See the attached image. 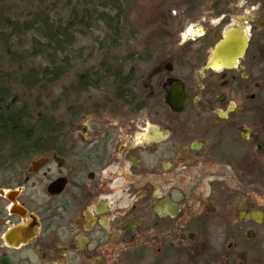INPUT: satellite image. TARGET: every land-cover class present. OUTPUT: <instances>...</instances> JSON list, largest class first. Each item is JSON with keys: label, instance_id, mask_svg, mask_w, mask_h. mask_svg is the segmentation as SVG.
Returning a JSON list of instances; mask_svg holds the SVG:
<instances>
[{"label": "flooded vegetation", "instance_id": "1", "mask_svg": "<svg viewBox=\"0 0 264 264\" xmlns=\"http://www.w3.org/2000/svg\"><path fill=\"white\" fill-rule=\"evenodd\" d=\"M168 5L164 34L127 35L123 90L36 114L24 154L0 144V264H264V0ZM242 29L237 64L207 65Z\"/></svg>", "mask_w": 264, "mask_h": 264}, {"label": "trees", "instance_id": "2", "mask_svg": "<svg viewBox=\"0 0 264 264\" xmlns=\"http://www.w3.org/2000/svg\"><path fill=\"white\" fill-rule=\"evenodd\" d=\"M27 1L29 2V0H0V144L12 145L11 150L18 154L26 153L33 143H37L41 137L40 130L46 128L42 118L36 116L37 112L30 102L33 101V97L49 95L56 83L68 78L70 65L66 59L58 62L57 55L59 52H64L67 45L72 44L71 29L76 24L87 26L86 20L91 15L90 10L97 7L99 0H82L85 3L83 9L76 11V8H73L67 22L55 23L54 26L50 24L46 10H42L39 6L29 10L27 16L20 19L24 11H20L17 3ZM102 1H107L105 5L116 9V14H111L112 10L101 12L108 30L115 34V37L108 39L111 46L121 41L120 33L125 29L128 32L138 27L144 28L149 24L154 31L146 30L147 33L164 34L172 20L168 4L173 0L144 1L150 3L149 7L137 5L136 0ZM125 7H133L137 14L130 23L124 21ZM32 30L41 31L40 37L43 43L38 45L37 39L33 38L31 53L47 55L45 56L48 59L47 63L43 66L30 64L21 53L20 45L15 48L11 44L12 37L21 44L26 33ZM107 55L103 52L96 69L80 70L72 78L73 84L65 87L60 97L81 96L89 87L92 89L104 84L108 91H113L117 87L123 90V72L113 68L121 64L109 60ZM110 74L113 75L112 79L107 78ZM65 104L68 105L70 102Z\"/></svg>", "mask_w": 264, "mask_h": 264}, {"label": "rangeland", "instance_id": "3", "mask_svg": "<svg viewBox=\"0 0 264 264\" xmlns=\"http://www.w3.org/2000/svg\"><path fill=\"white\" fill-rule=\"evenodd\" d=\"M144 1L147 0H136L135 2L137 5L149 7L150 3H145ZM39 2H42V4H39ZM17 4H19L18 8L20 11H24L20 16V19H24L23 17L27 16L29 10L39 6L42 10H46L45 12L49 15L50 24L53 26L55 23L63 24L64 22H67L73 8H76L77 11L83 9L85 6V3H83L82 0H29V2L27 1L25 3ZM105 4H107V1H97V7L93 10H90L91 15L86 20L87 26L76 24L71 29L72 44L67 45L64 52H59L56 59L58 62H60L61 59L67 60L68 64L70 65L68 78L64 80L62 79L60 82L56 83L49 94L50 96L44 94L41 97H33V101L30 102V104L32 108L36 110L37 114L57 113L59 111V107L61 106L59 102L62 99L60 96L63 89L73 84L72 78L75 77L80 70L84 68L96 69V66H98V63H100L102 59L101 56L103 52L108 54L107 57L109 56V60L111 61L120 62L121 65L128 64L125 55V45L128 44L127 35L131 34L132 36L130 38L137 41L139 38L143 37L147 31H144V29L141 30L139 28H135L127 32L125 29L124 32L120 33L121 41L116 43L114 46L109 45V37H115V34H113V31L108 30V27L105 25L102 19L103 15L101 12L112 10L111 14H116V9ZM135 14V9H133V7H125L123 14L125 17L124 21L126 23H130V21H133L135 18ZM167 30L168 28H166V31ZM40 34V30L28 31L21 44H19V42L13 37L11 39V44H13L15 48L20 45V51L22 54H24L26 60H28L30 64L37 67L43 66L48 60L47 57H45L47 55L44 53H37L36 55L31 53L33 38L37 39L38 45L43 43V41H41L42 39ZM256 35L259 38L261 36L264 37V29L258 30ZM105 39L106 41H104ZM113 47L117 48L112 49ZM257 64L258 79L262 82L264 87V57L257 58ZM263 87L261 90H258L257 94H259L264 99ZM93 91L94 90L89 87V89H87V91L81 96L89 95V93L91 94Z\"/></svg>", "mask_w": 264, "mask_h": 264}, {"label": "water", "instance_id": "4", "mask_svg": "<svg viewBox=\"0 0 264 264\" xmlns=\"http://www.w3.org/2000/svg\"><path fill=\"white\" fill-rule=\"evenodd\" d=\"M247 44L248 36L245 29H242L241 34H226L216 42L206 64L212 66L222 65L226 67L237 64L238 59L243 56ZM182 97V95L179 96L177 101L178 105ZM37 161H42V159L40 158Z\"/></svg>", "mask_w": 264, "mask_h": 264}]
</instances>
